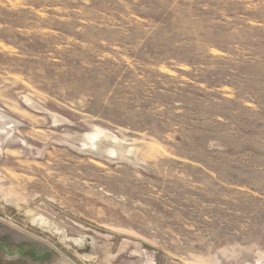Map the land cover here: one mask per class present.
<instances>
[{
	"label": "rangeland",
	"instance_id": "374dc122",
	"mask_svg": "<svg viewBox=\"0 0 264 264\" xmlns=\"http://www.w3.org/2000/svg\"><path fill=\"white\" fill-rule=\"evenodd\" d=\"M0 238V264H264V0H0Z\"/></svg>",
	"mask_w": 264,
	"mask_h": 264
},
{
	"label": "bare ground",
	"instance_id": "6f19581e",
	"mask_svg": "<svg viewBox=\"0 0 264 264\" xmlns=\"http://www.w3.org/2000/svg\"><path fill=\"white\" fill-rule=\"evenodd\" d=\"M137 144L138 143H115L114 145L118 150V154H120L122 157L129 158L134 164H138L140 152L143 151L144 148ZM32 224H35L38 228L44 229L45 231L59 235L60 240L64 243H72L73 246L71 248L76 252L85 253L80 250L84 247V241L86 240L84 236L78 238L70 237L66 233V230L59 223H56L54 220L38 214L32 219Z\"/></svg>",
	"mask_w": 264,
	"mask_h": 264
},
{
	"label": "flooded vegetation",
	"instance_id": "af4514ba",
	"mask_svg": "<svg viewBox=\"0 0 264 264\" xmlns=\"http://www.w3.org/2000/svg\"><path fill=\"white\" fill-rule=\"evenodd\" d=\"M20 246H14V245H10L6 240L0 238V250L3 252V255L6 257V252L8 253H14L17 249H19ZM21 251L19 253H17L16 255H14L13 257L12 256H8L7 258H10V259H14L16 258V256H19L21 255ZM1 262V261H0Z\"/></svg>",
	"mask_w": 264,
	"mask_h": 264
},
{
	"label": "water",
	"instance_id": "95a60500",
	"mask_svg": "<svg viewBox=\"0 0 264 264\" xmlns=\"http://www.w3.org/2000/svg\"><path fill=\"white\" fill-rule=\"evenodd\" d=\"M20 251H21L20 249H17L14 253H11V254L8 253V252H6V255H7V256H12V257H13L14 255H16L17 253H19Z\"/></svg>",
	"mask_w": 264,
	"mask_h": 264
}]
</instances>
